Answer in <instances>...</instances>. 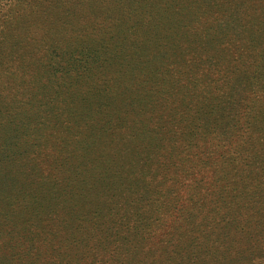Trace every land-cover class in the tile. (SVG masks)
<instances>
[{
	"label": "trees",
	"instance_id": "16d2710c",
	"mask_svg": "<svg viewBox=\"0 0 264 264\" xmlns=\"http://www.w3.org/2000/svg\"><path fill=\"white\" fill-rule=\"evenodd\" d=\"M60 1L0 0V66L17 68L9 75L5 69L0 71V106L6 113L0 139L8 143L3 148L0 145V176L3 172L8 177L13 173L43 179L38 187L46 185L48 195L33 191L44 205L52 197L44 214L38 212L22 231L10 233L13 247H1L6 252L0 258L5 264H132L144 250L135 247L139 242L125 238L134 221L132 209L146 210L155 195L179 204L184 197L182 179L208 162L198 151V141L205 144L206 140L198 136V127L207 123L216 132L223 122L232 124L234 132L221 145L225 154L237 134L245 130L244 102L254 89L246 84L231 119L221 116L217 125L212 120L201 121L193 111L202 101L196 93L202 67L209 77L203 84L205 96L213 99L222 90L221 94H229L231 83L222 84L226 75L219 62L224 38L195 36L194 17L188 18L192 21L185 34H164L157 29L153 7L142 8L149 10L138 16L141 9L133 2L108 9L97 6L104 0H67L57 7ZM26 7L32 11L30 18H17ZM130 44H134L133 54ZM35 52L42 54L41 60ZM190 54L193 58L189 60ZM172 56L189 61L186 69L176 73L165 61ZM210 56L213 61L208 66ZM34 87L41 90L33 92ZM14 109L17 111L9 114ZM182 117L185 122L174 131L171 125ZM104 162L106 187L113 190L117 186L126 193L134 190L127 196L128 208L114 202L107 205V218L113 219L110 223L94 220L97 210L89 212V204L81 205L87 196L82 191L92 180L96 184L102 180L98 173ZM258 174L263 175V169ZM236 198L226 201L227 205L214 198L217 213L198 214L189 224L177 218V230L184 232L191 226V231L212 239L189 249L188 243H176L173 250L183 257L174 264H264V245L251 247L253 242L247 241L235 245L236 253L229 256L220 250L228 227L239 231L252 222L249 213L237 215L235 210L232 221L223 222L219 211L226 212ZM147 231V243H139L146 247L154 237L153 229ZM133 236H142V232ZM261 238L264 244V236ZM130 244L135 256L130 255L126 262L121 252L130 250ZM228 248L231 252L232 247ZM170 257L171 252L166 259L142 257L139 263L172 264Z\"/></svg>",
	"mask_w": 264,
	"mask_h": 264
},
{
	"label": "rangeland",
	"instance_id": "374dc122",
	"mask_svg": "<svg viewBox=\"0 0 264 264\" xmlns=\"http://www.w3.org/2000/svg\"><path fill=\"white\" fill-rule=\"evenodd\" d=\"M66 1H60L57 7L63 5ZM124 2H133L135 6L140 7L139 9L141 10L138 16H143L141 14L153 7L157 29L164 34H185V31L190 29L189 23L192 21L188 22V18L194 17L195 20L192 25L196 31L195 36L201 37L204 35L209 37L216 35L224 38L219 45L221 54L219 62L221 63L222 73L226 75V77L221 79L223 81L222 84L229 86L231 83L228 87L229 94L227 96L221 94L224 91L222 90L213 99L206 97L204 92L206 85L203 86V84L206 83L205 81L209 77L204 74L205 67H202L199 70L200 78H198L201 82L198 88L202 91H196L198 97L202 96V101L193 111V115L201 116V121L212 120L213 124L217 125L221 121V116L222 120L227 117L231 119L233 116L232 109L241 94H244L245 91L243 92V90L246 88V84H250L249 86L254 89V92L252 94L249 93L248 95L251 94V96L244 102L245 130L237 134V137L228 145L225 154L222 152L221 145L234 132L232 124L223 122L216 132L215 129L207 127V123L198 127V136L206 139L205 144L202 141H198V151L201 152L200 157L208 162L203 163L202 165L205 166L200 167L198 171L191 172L182 179L183 183L180 185V189L183 190L184 197L179 204L173 200H166L159 195H155L152 205H149L146 210L141 211V208L132 209L131 214L134 215V221H130V227L124 233L126 234L125 238L130 239L134 243L136 241L147 243L146 237L149 229L154 230V237L148 242L147 247L144 244H134L136 248H144L143 252L138 253L139 257L134 255L131 244L129 245L130 250L125 252L124 249L121 255L126 262H128L127 258L133 255L135 259L131 263L140 264L142 257L147 259L157 257L166 259L167 254L171 252V257L168 260L172 264L176 263L178 259L183 257L180 253H176V250H173L176 243H188L186 249H189L192 247L197 248L203 244L207 245L212 239L210 236L191 231V226L183 229L184 232L181 229L177 230V218L181 222L189 224L187 221H192L193 217L198 214H216L219 205L212 203L214 198L221 199L223 205H227L226 201H230L235 196H237L236 200L228 206L226 212L223 210L219 211L223 222L229 221L230 223L232 221L231 216L234 215V210L237 215L240 212L249 213L252 222L251 225H247L239 231L228 227L230 231L223 235L220 250L224 256H229L230 253H236L235 245L239 247L241 243H246L247 241L253 242L251 247H254L255 243L264 245L261 238L264 236V174L256 175L261 169H263L264 173V0H203L202 2L198 0H104L98 3L97 6L108 9L115 6V9H119L125 4ZM66 6L68 4H65L64 7ZM64 7L61 9H64ZM120 10L124 11L123 9ZM115 12L121 13L116 10ZM125 13L129 14L128 12ZM31 15V9L26 7L17 18L29 19ZM14 33L17 34L16 31ZM238 38L243 39L239 42L237 41ZM133 46L134 44H130L129 48V52H132V54L134 52V50L132 51ZM248 47H250V50L247 49ZM161 49H165V47ZM26 54H29V52ZM33 54L36 59H42L41 53L35 52ZM211 54L212 49L209 50V55ZM191 56L193 58V54L187 55V58L190 60ZM165 61L171 64L176 73H178L179 68L180 70H185L186 62H189L174 56ZM212 61L213 58L211 57L207 62L208 66L211 65ZM11 63L6 62V64ZM240 68H244L242 69L243 73L240 72ZM3 69L6 70V75H9L12 70L17 68L16 66L9 67L8 65L0 66V71ZM203 77H205V80ZM40 90L34 87L33 92ZM225 100L226 102L224 103ZM4 111L0 106L1 126V120L6 115ZM16 111V109L10 110L9 114ZM38 112L40 113L41 110H38ZM173 112L175 113V111ZM184 122L185 117H182L181 121H175L171 127L176 131ZM0 130H3V127ZM1 135L2 133H0V137ZM23 141L27 143L26 140ZM169 141L166 140L165 143L169 144ZM1 143H3L2 148L8 144L1 142L0 139V145ZM191 150L192 148L188 150V153ZM1 157L3 158L2 155ZM250 169L252 170L250 171ZM98 174L102 180L98 184H96L95 180H92L93 183L85 191H82V194L87 196L84 198L86 202L81 205L86 207L89 204L90 208L86 209L89 212L97 210L98 215L94 220L110 223L113 219L107 218L109 216L107 205L114 202L113 204L115 205H122V207L128 208L126 205L128 202L127 196L129 194L133 195L131 192L134 190L126 193L122 189H116L117 186L116 188L113 186V190L106 187V181L104 180L105 176H107L105 162L104 167L99 169ZM11 175L14 176L8 177L2 172L0 176V253L6 252L4 249L1 250V247H7L8 250L13 247L14 243L9 242L10 233L22 231L31 217L37 215L38 212L42 211V214H44L52 200L51 197L48 204L46 200L44 205L42 197L33 191V189L38 190L42 196L48 195L47 189L44 188L46 185L43 188L38 187L39 184L44 183L43 179L34 180L29 174L15 175L12 173ZM93 177H96V172ZM113 194H117V196L115 197ZM134 196H137V194H134ZM215 206L216 211L210 212ZM238 220L240 223H244L240 216ZM140 228L145 230L142 231ZM138 230L142 232V236H133ZM95 231H100V229L96 228ZM128 231L131 233L127 234ZM179 231L182 232L179 233ZM16 239L22 240L20 237ZM230 246L232 247L231 252L228 248ZM248 249L251 248L248 247ZM189 256H191V253H189ZM3 259L0 258L3 264L7 263ZM114 264L120 263L114 262Z\"/></svg>",
	"mask_w": 264,
	"mask_h": 264
}]
</instances>
